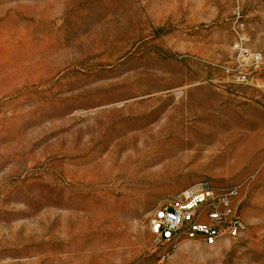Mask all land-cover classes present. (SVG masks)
<instances>
[{
  "label": "rangeland",
  "instance_id": "374dc122",
  "mask_svg": "<svg viewBox=\"0 0 264 264\" xmlns=\"http://www.w3.org/2000/svg\"><path fill=\"white\" fill-rule=\"evenodd\" d=\"M202 179L244 232L158 244ZM0 264H264V0H0Z\"/></svg>",
  "mask_w": 264,
  "mask_h": 264
},
{
  "label": "built area",
  "instance_id": "2783aa9c",
  "mask_svg": "<svg viewBox=\"0 0 264 264\" xmlns=\"http://www.w3.org/2000/svg\"><path fill=\"white\" fill-rule=\"evenodd\" d=\"M238 196L237 185H216L209 179L190 184L177 202L159 207L151 216L156 242L176 247L182 238L206 245L237 238L246 229Z\"/></svg>",
  "mask_w": 264,
  "mask_h": 264
}]
</instances>
